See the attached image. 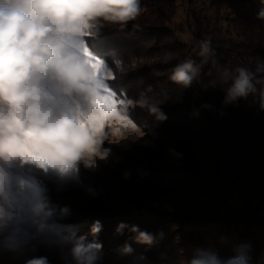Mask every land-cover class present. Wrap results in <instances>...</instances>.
<instances>
[{"label":"trees","instance_id":"1","mask_svg":"<svg viewBox=\"0 0 264 264\" xmlns=\"http://www.w3.org/2000/svg\"><path fill=\"white\" fill-rule=\"evenodd\" d=\"M189 25L174 26L175 0H142L133 29L98 22L87 47L111 71L109 85L117 99L131 101L127 116L147 136L163 134L176 146L173 164L147 166L149 146L138 152L125 139L95 168L78 167L80 186L47 190L60 234L99 243L101 252L145 256L151 264H196L201 258L226 261L238 253L249 264H264V110L250 96L225 104L220 68L255 66L264 60V8L260 0H185ZM212 10L217 21L207 14ZM219 17V18H218ZM221 19V21H220ZM190 30V43L182 35ZM209 40L212 54L201 76L184 89L173 83L174 66L197 55ZM159 103L158 119L139 101ZM163 186L188 188V202L162 198ZM237 199L242 212L229 203ZM67 207V214L62 209ZM229 208L224 211L223 208ZM98 222L100 231L93 235ZM135 229V230H134ZM140 232L152 237L140 243ZM48 264H66L50 259Z\"/></svg>","mask_w":264,"mask_h":264},{"label":"clouds","instance_id":"2","mask_svg":"<svg viewBox=\"0 0 264 264\" xmlns=\"http://www.w3.org/2000/svg\"><path fill=\"white\" fill-rule=\"evenodd\" d=\"M142 0H0V233L12 243L25 244L34 234L59 233L44 188L21 169L73 177L79 165L95 168L106 161V126L127 118L131 101L115 99L106 84L110 73L104 61L93 56L85 37L95 35L98 22L133 29ZM264 5V0H260ZM264 19V8L258 13ZM212 54L209 40L199 42L197 61L191 57L176 64L170 80L184 89L201 76ZM226 85L224 103L250 96L264 110V60L255 66L220 68ZM144 98L141 107L166 119L158 105ZM62 213L67 214L65 207ZM135 230V229H134ZM100 231L96 222L91 232ZM138 242L151 244L140 232ZM101 245L81 237L71 241L66 264H99ZM64 258V257H62ZM243 253L220 261L201 258L196 264H249ZM27 264H48L46 257Z\"/></svg>","mask_w":264,"mask_h":264},{"label":"rangeland","instance_id":"3","mask_svg":"<svg viewBox=\"0 0 264 264\" xmlns=\"http://www.w3.org/2000/svg\"><path fill=\"white\" fill-rule=\"evenodd\" d=\"M177 11L174 20V26L189 25V11L187 2L185 0H175ZM207 14L217 21V15L214 11L208 10ZM142 16V13L140 15ZM219 18V17H218ZM221 21V19H220ZM184 41L190 43L192 34L190 30H186L182 35ZM90 53L96 56L90 49ZM103 60V59H101ZM104 61V60H103ZM105 67L109 75L106 77V84L110 89L114 98L117 99L114 91L109 85V80L112 77L111 71L104 61ZM106 141L114 144L120 140H129L132 142L134 151L138 152L142 146H149L150 153L147 157V166H163L173 164L176 155V146L173 139L160 134L147 136L144 131L138 127L128 116L126 119L120 120L113 125L106 126ZM21 171L29 178H34L39 184L42 181H48L51 186L58 192L64 191L70 187L80 186L78 182V171L70 178L61 179L54 173L44 174L43 172L28 168L21 169ZM41 185V184H40ZM164 189L160 193L162 198L168 201H175L176 203L188 202V188L185 186H163ZM45 194L47 190L44 188ZM230 209L235 213L242 212L241 203L237 199H233L229 203ZM223 210L229 211V208L224 207ZM54 220V219H53ZM55 222V221H54ZM8 233H0V264H27L28 261L35 258L36 252H44L50 259L56 262L66 263V253L71 247L70 239L64 237L59 233H45L36 235L34 230H29V239L25 244L12 243L7 239ZM99 264H151L145 256H125L121 254H107L100 253ZM64 257V258H62Z\"/></svg>","mask_w":264,"mask_h":264}]
</instances>
